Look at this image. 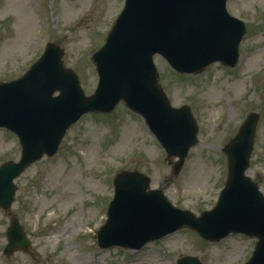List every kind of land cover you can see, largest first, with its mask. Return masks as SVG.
I'll return each mask as SVG.
<instances>
[{
    "label": "rangeland",
    "instance_id": "1",
    "mask_svg": "<svg viewBox=\"0 0 264 264\" xmlns=\"http://www.w3.org/2000/svg\"><path fill=\"white\" fill-rule=\"evenodd\" d=\"M124 0H0V83L23 76L47 43L64 49L86 94L98 77L92 56ZM246 24L239 65H214L199 75L179 74L163 60L159 81L174 107L188 105L198 122V142L179 176L143 120L120 104L110 114H87L73 125L54 157H44L17 179L12 212L31 248L4 256L10 219L0 209V264H176L182 256L202 264H245L256 241L231 235L212 243L184 228L134 252L100 249L97 231L113 198V179L124 171L151 178L178 208L199 216L210 210L227 178L224 147L251 112L260 116L248 175L264 193V0H228ZM17 138L0 129V165L17 161Z\"/></svg>",
    "mask_w": 264,
    "mask_h": 264
},
{
    "label": "water",
    "instance_id": "2",
    "mask_svg": "<svg viewBox=\"0 0 264 264\" xmlns=\"http://www.w3.org/2000/svg\"><path fill=\"white\" fill-rule=\"evenodd\" d=\"M244 32L243 24L227 14L226 0H126L104 48L93 57L99 85L90 97L82 92L77 76L64 69L62 52L50 45L24 77L0 85V127L13 131L22 146L19 163L0 167V207L8 210L14 201L13 180L44 154L54 155L68 128L83 114L110 112L121 100L144 116L170 155L180 158L177 171L196 141V126L188 107H170L157 83L152 56L162 55L181 73L201 71L216 60L233 66ZM257 120L251 114L226 148V187L218 206L200 219L175 209L161 191L147 192L145 176L118 175L108 220L99 232L100 246L140 249L188 226L211 241L229 233L257 237L249 264H264V197L245 177ZM8 237L7 252L23 243L16 219ZM179 264L199 263L183 258Z\"/></svg>",
    "mask_w": 264,
    "mask_h": 264
}]
</instances>
